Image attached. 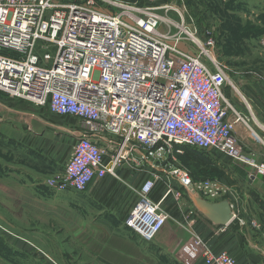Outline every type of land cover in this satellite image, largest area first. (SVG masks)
<instances>
[{"label":"built area","instance_id":"built-area-1","mask_svg":"<svg viewBox=\"0 0 264 264\" xmlns=\"http://www.w3.org/2000/svg\"><path fill=\"white\" fill-rule=\"evenodd\" d=\"M229 71L217 59L213 39L201 38L186 9L120 0H0V92L74 117L84 129L64 173L46 182L58 192L86 191L132 162L162 161L166 168L169 158L182 154L176 146L235 158L238 126L257 125L264 141V125L251 102L241 97L247 115L227 99L226 88L237 92ZM162 152L165 160L157 159ZM239 160L264 176V164L245 156ZM170 174L193 195L231 194L217 180L194 181L181 169ZM158 180L153 175L144 183L125 221L147 242L170 219L162 203L150 197ZM231 210L233 220L246 226L233 205ZM202 264L239 263L203 244Z\"/></svg>","mask_w":264,"mask_h":264},{"label":"crops","instance_id":"crops-1","mask_svg":"<svg viewBox=\"0 0 264 264\" xmlns=\"http://www.w3.org/2000/svg\"><path fill=\"white\" fill-rule=\"evenodd\" d=\"M235 85L237 92L226 88L227 99L248 115L241 99L245 96L257 118L258 105L264 111V82L236 80ZM83 131L74 117L55 115L48 108H38L0 92V222L18 231L21 239L8 241L13 252L3 261L202 264V246L207 244L216 253L231 254L239 264H264V212L245 209L249 199L248 168L241 160H232L220 151L216 155L214 150L209 168L217 167L224 173V185L231 188V194L218 199L204 200L190 194L162 161L126 164L116 176L95 180L83 192L49 188L46 182L64 173ZM246 134L245 128H236L238 141L248 140ZM257 154L258 160L264 161V155ZM153 175H158L159 180L150 197L162 203L170 219L159 235L147 242L127 228L125 221L140 201L142 186ZM221 176L211 174L210 178L219 181ZM193 178L198 180L195 174ZM253 178L252 193L264 199V177ZM9 198L30 209H2ZM231 205L245 213L247 210L245 217L254 219L258 229L241 226L236 220L226 223L224 209L229 206L231 210ZM29 243L37 251L26 245ZM41 252L49 258L45 259Z\"/></svg>","mask_w":264,"mask_h":264},{"label":"rangeland","instance_id":"rangeland-1","mask_svg":"<svg viewBox=\"0 0 264 264\" xmlns=\"http://www.w3.org/2000/svg\"><path fill=\"white\" fill-rule=\"evenodd\" d=\"M57 1L69 3L88 2L89 0ZM135 3L146 4L145 6L141 5V7H162L165 4H169L177 9H186L189 18L196 24L201 38L203 37L202 39L204 41H207L209 38L213 39L216 57L222 64L228 67L234 84L236 80L237 82L241 80L247 83L254 81V83L258 84L264 82V0H136ZM160 13L164 15L163 11ZM170 14L172 18H175L174 13ZM39 45H41V42H39ZM37 54L39 56L43 55L39 49L37 50ZM258 106L260 108L256 109L257 119L259 118L260 121L264 122V111L260 105ZM251 127V129H246L249 142L245 140L242 143L234 136L233 141L236 143L237 148L236 156L235 158L234 156L228 157L232 160H239L242 156H245L246 158L254 160L257 165H261V162L264 163V161L261 158L258 160L257 153L264 155V141L257 125L251 123ZM254 151L257 153H253ZM205 154L208 157H212L214 153L208 152ZM169 160L171 162L169 170L171 168L181 169L187 172L193 180L195 179L193 178V174L197 176L198 181H202L210 176V168L196 165V163H193L182 154H175L174 159L171 157ZM242 164L248 168L246 184L249 199H247V204L244 203L245 209H260L259 206L255 205L251 197V193L253 191L255 192L253 177L258 176L256 173L257 168L250 164ZM199 197L205 200V197L202 195ZM2 209H30V207H22L16 199L9 198L7 199L6 206L2 207ZM235 211L239 213L241 219L246 221V226L258 229L259 226L254 219L245 217L247 210L246 213L242 209H235ZM231 221H233V216ZM17 233L18 231L9 229L5 223L0 222V250L2 249L0 251V264H15L3 261L2 259L13 252V248L7 244L8 241L15 239L17 241L21 240L17 237L19 234ZM26 245L36 250L30 243ZM40 254L44 258L46 257L45 259L49 258L46 255L47 253L44 254L41 252ZM45 264H51V262ZM52 264L59 263L54 262Z\"/></svg>","mask_w":264,"mask_h":264},{"label":"trees","instance_id":"trees-1","mask_svg":"<svg viewBox=\"0 0 264 264\" xmlns=\"http://www.w3.org/2000/svg\"><path fill=\"white\" fill-rule=\"evenodd\" d=\"M120 1L128 2V3H135L136 0H126V1L120 0ZM138 4L146 5L143 3H138ZM175 149L181 151L182 155L184 157L188 158L193 163H196V165L203 166V167L207 166L209 168V166H211V164H212V157H208L205 153H208V152L213 153L214 150L202 151V150H199L197 148L190 147V146H176ZM218 153H219L218 150H215V154L218 155ZM209 171H210V176H211V174L222 175L221 177H219V181L222 182L223 184H227L224 177H223L224 173H222L217 167L216 168L212 167ZM210 176H209V178H206V179H211ZM206 179H203V180H206ZM195 181H198V180H195ZM251 197L253 198L254 203L256 205H258L259 208L262 209L264 212V199L261 198L256 193H251Z\"/></svg>","mask_w":264,"mask_h":264},{"label":"water","instance_id":"water-1","mask_svg":"<svg viewBox=\"0 0 264 264\" xmlns=\"http://www.w3.org/2000/svg\"><path fill=\"white\" fill-rule=\"evenodd\" d=\"M179 48L183 51H187L186 47L181 44L179 45ZM157 159H161V160H165V152H162L160 156H156ZM225 213H226V220L225 222L228 223L229 221L232 220V213H231V210L229 208V206H227L226 209H224Z\"/></svg>","mask_w":264,"mask_h":264}]
</instances>
